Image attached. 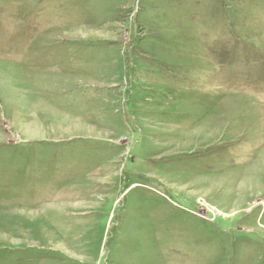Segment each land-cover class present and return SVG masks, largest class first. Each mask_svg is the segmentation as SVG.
Masks as SVG:
<instances>
[{
    "label": "rangeland",
    "instance_id": "rangeland-1",
    "mask_svg": "<svg viewBox=\"0 0 264 264\" xmlns=\"http://www.w3.org/2000/svg\"><path fill=\"white\" fill-rule=\"evenodd\" d=\"M0 264H264V0H0Z\"/></svg>",
    "mask_w": 264,
    "mask_h": 264
}]
</instances>
